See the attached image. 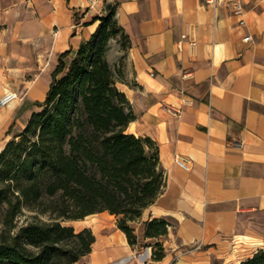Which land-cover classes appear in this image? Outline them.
<instances>
[{"label":"crops","instance_id":"0c3cea01","mask_svg":"<svg viewBox=\"0 0 264 264\" xmlns=\"http://www.w3.org/2000/svg\"><path fill=\"white\" fill-rule=\"evenodd\" d=\"M108 1L118 3L117 19L131 39L118 82L136 114L127 130L157 142L166 176L163 192L138 219V236L153 244L146 222L167 219L169 232L160 239L167 255L154 261L152 246H144L147 261L230 264L252 257L264 248V0H245L242 16L204 0ZM105 3L0 0V97L22 91L0 109V151L39 110L60 56L72 57L96 31L99 22L86 23ZM81 7L88 11L79 14ZM184 34L196 46L184 41L180 48ZM88 227L96 241L75 264H141L139 248L119 227Z\"/></svg>","mask_w":264,"mask_h":264},{"label":"trees","instance_id":"16d2710c","mask_svg":"<svg viewBox=\"0 0 264 264\" xmlns=\"http://www.w3.org/2000/svg\"><path fill=\"white\" fill-rule=\"evenodd\" d=\"M117 9V2L106 0L104 12L86 23L99 25L72 57L70 51L60 56L39 110L0 151V212L14 218L25 207L48 216L3 238L0 264H75L92 252L96 236L89 227L77 230L66 222L106 211L117 217L133 248L152 246L154 261L167 255L160 239L170 221L146 222L145 237L157 239L153 244H140L130 224L156 202L166 176L157 142L127 130L136 114L118 82L131 39ZM113 40L122 51L115 61ZM230 264H264V248Z\"/></svg>","mask_w":264,"mask_h":264},{"label":"rangeland","instance_id":"374dc122","mask_svg":"<svg viewBox=\"0 0 264 264\" xmlns=\"http://www.w3.org/2000/svg\"><path fill=\"white\" fill-rule=\"evenodd\" d=\"M85 9H86V7H81L79 10V14L85 12ZM118 39L120 41H124L123 37H121V36H119ZM111 47H112V49L110 52V58L112 59V61H115V59L120 57L122 54L121 44L118 40H113ZM17 91H18L19 96H21V94H22L21 89L19 88ZM36 215H37L36 212L30 211L24 207L22 209V213L15 216L14 218H11L8 214V210H6V209L2 210L0 212V241L3 238L8 237L9 235H14L16 232H18L20 230V228L22 226H26L31 221H35L37 219H41V220H47L48 219L47 215H37V217H35ZM66 223L73 225L77 230L83 229L84 227H88V226L94 227L96 231H99L100 226H102L104 228L103 231H105L106 229L113 230V229H116L118 227L117 217L115 215L114 216H108V215L106 216L105 214H97L94 216H90L88 218H85V221L71 220V221H68ZM139 223L141 224V222H139L138 220L134 221V222H130V224L136 228V233H138V235H139V231H138ZM139 241H140V244H146V241L143 238H139ZM138 248H139L138 249L139 252L137 251L138 252L137 254L141 255L139 257L141 264H155L151 261H147V259H148L147 255H146L147 249L145 247L141 248V245H139ZM163 264H167V261L164 262Z\"/></svg>","mask_w":264,"mask_h":264},{"label":"built area","instance_id":"2783aa9c","mask_svg":"<svg viewBox=\"0 0 264 264\" xmlns=\"http://www.w3.org/2000/svg\"><path fill=\"white\" fill-rule=\"evenodd\" d=\"M207 6L218 7L223 6L228 8L230 11L235 13L236 15L242 16L244 14V4L245 0H204ZM244 22V19L241 20ZM250 37H246L245 40H249ZM184 41H189V43L194 47L197 42L195 39H191L189 34H184L182 40L179 42L180 48H182V43ZM19 98V94L17 91L10 90L7 91L3 96L0 97V108L11 104ZM176 163L179 164L184 169L188 170L189 163L181 158H176Z\"/></svg>","mask_w":264,"mask_h":264},{"label":"bare ground","instance_id":"6f19581e","mask_svg":"<svg viewBox=\"0 0 264 264\" xmlns=\"http://www.w3.org/2000/svg\"><path fill=\"white\" fill-rule=\"evenodd\" d=\"M76 2V1H75ZM86 3V2H85ZM106 216L108 215V216H110V215H112V214H110L108 211H106L105 213H104ZM89 216H91V215H89ZM89 216H87V217H89Z\"/></svg>","mask_w":264,"mask_h":264}]
</instances>
